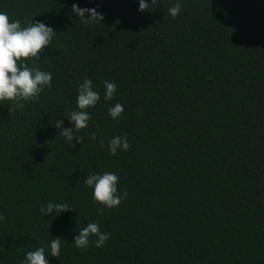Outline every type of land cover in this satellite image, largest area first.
<instances>
[{
    "label": "trees",
    "instance_id": "1",
    "mask_svg": "<svg viewBox=\"0 0 264 264\" xmlns=\"http://www.w3.org/2000/svg\"><path fill=\"white\" fill-rule=\"evenodd\" d=\"M177 2L140 12L139 0H0L11 21L56 32L27 61L52 74L51 88L12 112L0 101V264L40 247L49 264H264V0H179L172 18ZM73 4L104 19L85 25ZM85 79L100 100L72 147L54 126L73 127ZM104 81L116 84L112 100ZM125 134L129 150L112 155L109 141ZM105 172L128 196L99 215L84 182ZM49 202L72 208L45 216ZM92 222L110 238L77 249Z\"/></svg>",
    "mask_w": 264,
    "mask_h": 264
},
{
    "label": "clouds",
    "instance_id": "2",
    "mask_svg": "<svg viewBox=\"0 0 264 264\" xmlns=\"http://www.w3.org/2000/svg\"><path fill=\"white\" fill-rule=\"evenodd\" d=\"M160 0H151V5L147 0H139V11H153L158 6ZM181 11V4L178 2L167 10V14L176 18ZM72 12L80 17L81 23L87 25L93 22H101L104 17L95 8H81L78 4L72 5ZM90 14V18H86ZM53 28L43 22L30 21L26 27H22L17 19L11 21L8 14L0 12V101H9L15 109H23L25 102L38 101L40 94L46 89L51 88L53 76L50 72L41 71L38 65L29 66L27 61L39 60L41 53L52 45L55 35ZM106 101L114 98L116 84L104 81ZM77 100L78 110H73L67 114V118L72 122V128L64 127V120L57 121L54 127L58 128L59 135H62L72 145L73 140L78 138L83 144L82 137L74 136V131L79 132L88 126L91 119L88 108L95 107L100 100V94L93 90V83L90 79H85L79 86ZM124 111L123 105L116 103L110 107L108 114L112 119H118ZM90 140L95 141L97 134L91 133ZM103 147V141H101ZM130 144L127 134L123 137L116 136L108 143V150L112 155H116L118 150L128 151ZM79 183V182H78ZM119 177L115 173L105 172L101 174L88 173V178L84 184L93 190L92 199L95 204L102 205L97 208V213L103 215L104 209H112L121 205L122 200L127 198L128 192L125 189L121 196L118 192ZM72 206L66 203H47L41 206L40 213L47 216L55 213L57 216L67 212ZM5 217L0 215V220ZM110 233L101 232L99 225L95 222L88 223L86 227L79 230V235L74 237V244L77 249L84 250L88 247L90 237L95 236L96 247L104 246L110 238ZM61 251V238L55 237L50 242V253L52 257L59 258ZM22 264H49L48 257L45 255V248L40 247L35 251L26 254Z\"/></svg>",
    "mask_w": 264,
    "mask_h": 264
}]
</instances>
